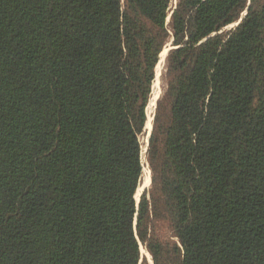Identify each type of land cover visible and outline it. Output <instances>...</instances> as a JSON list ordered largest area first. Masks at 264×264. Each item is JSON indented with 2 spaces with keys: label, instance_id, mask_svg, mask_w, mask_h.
<instances>
[{
  "label": "trees",
  "instance_id": "obj_1",
  "mask_svg": "<svg viewBox=\"0 0 264 264\" xmlns=\"http://www.w3.org/2000/svg\"><path fill=\"white\" fill-rule=\"evenodd\" d=\"M172 2L0 0V264H264V4Z\"/></svg>",
  "mask_w": 264,
  "mask_h": 264
},
{
  "label": "rangeland",
  "instance_id": "obj_2",
  "mask_svg": "<svg viewBox=\"0 0 264 264\" xmlns=\"http://www.w3.org/2000/svg\"><path fill=\"white\" fill-rule=\"evenodd\" d=\"M176 2H177V0H173V2H172L173 7L176 5ZM169 21H170V18L167 19V23H169ZM234 25H237V22L234 24L226 26L224 28V30H228V29L234 27ZM171 47H172L171 42H168L167 45L164 47V49H166L167 52L165 55L166 60L163 59L162 63H161V58H162V53H161L160 60H159L157 67H156V76H155V79L153 82L152 92L150 95L149 104H148V108H147V116H148L147 120L149 121V119L151 118V126L149 128H147V125H146V129H145L146 132H145V134H143L141 136L142 159H143V175H142L143 179H142V183L140 184L139 188L137 189V192L135 195L137 202H140L143 192L146 189H149L151 184H152V181H151L152 173H151V169H150V166L148 164V161H147V149H148V144H149V138L151 135L150 132L153 129V118H154V114H155V108H156L157 100L160 97V95L162 94V92L166 86V81H165V77L163 76V73H164L165 68H166L167 56H168V52L171 49ZM164 49H163V51H164ZM159 64H161V66H160V71L158 72ZM151 98H153V99H151ZM151 100L154 104L151 102ZM148 121H147V123H148ZM150 181H151V183H150ZM152 233L159 236L162 239H166V238L172 236V230L169 227V223H168V221H166L164 219H155L154 220ZM144 260H147L148 264H153L151 254L148 252L146 247L141 243V261H140V264H142Z\"/></svg>",
  "mask_w": 264,
  "mask_h": 264
},
{
  "label": "bare ground",
  "instance_id": "obj_3",
  "mask_svg": "<svg viewBox=\"0 0 264 264\" xmlns=\"http://www.w3.org/2000/svg\"><path fill=\"white\" fill-rule=\"evenodd\" d=\"M166 49H164V52H162V58H161V63H162V60L163 59H165L166 60V57H165V55H166ZM160 66H161V64H159V70H158V72L160 71ZM158 74V73H157ZM157 83V82H156ZM151 99H153V98H151ZM151 102H152V100H151ZM153 103V102H152ZM154 104V103H153ZM155 106V105H154ZM148 121V120H147ZM147 125V128H149L150 126H151V118L149 119V121H148V123L146 124ZM151 130V129H150ZM145 147V146H144ZM145 149V148H144ZM150 183H151V181H150ZM144 249V248H143ZM142 249V250H143Z\"/></svg>",
  "mask_w": 264,
  "mask_h": 264
},
{
  "label": "snow or ice",
  "instance_id": "obj_4",
  "mask_svg": "<svg viewBox=\"0 0 264 264\" xmlns=\"http://www.w3.org/2000/svg\"><path fill=\"white\" fill-rule=\"evenodd\" d=\"M123 2H124V0H121V3H123ZM261 3L264 4V0H261ZM248 4L251 5L252 4V0H248Z\"/></svg>",
  "mask_w": 264,
  "mask_h": 264
},
{
  "label": "water",
  "instance_id": "obj_5",
  "mask_svg": "<svg viewBox=\"0 0 264 264\" xmlns=\"http://www.w3.org/2000/svg\"><path fill=\"white\" fill-rule=\"evenodd\" d=\"M175 6H176V5H175ZM175 6H174V8H175ZM172 12H173V10H172ZM172 12L169 14V17H168V18H170ZM240 21H241V19L237 22V25L240 23ZM173 47H174V46H172L171 48H173ZM151 132H152V131H151ZM151 132H150V134H151ZM135 224H136V222H135Z\"/></svg>",
  "mask_w": 264,
  "mask_h": 264
}]
</instances>
